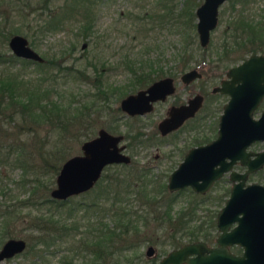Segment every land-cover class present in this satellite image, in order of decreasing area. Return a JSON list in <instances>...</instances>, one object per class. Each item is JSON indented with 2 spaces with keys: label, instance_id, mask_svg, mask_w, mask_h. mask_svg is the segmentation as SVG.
Returning a JSON list of instances; mask_svg holds the SVG:
<instances>
[{
  "label": "rangeland",
  "instance_id": "374dc122",
  "mask_svg": "<svg viewBox=\"0 0 264 264\" xmlns=\"http://www.w3.org/2000/svg\"><path fill=\"white\" fill-rule=\"evenodd\" d=\"M155 1L157 0H100L94 32L86 39L79 34L76 27H66L44 34L38 32L36 27H32L30 36L25 32H18L26 36L29 44L44 59H56L54 63L45 66L29 63L22 70V75L24 78H29L32 83L41 81L42 87L48 86L51 96L59 98L67 109L65 113L72 121L68 128L62 130L51 129L50 125L43 124L35 126L34 132H28L23 125L21 129L15 127V133L3 134L4 131L1 132L0 128V140L13 143L20 156L28 161L26 166H22L25 165L24 163L21 165L15 162L0 163V203L2 207L6 206L13 211L11 217L8 218L7 228L10 236L1 235V225L5 227L6 223L1 221L0 217V235L2 236H0V247L8 237H22L27 244L31 245L27 247L26 244L23 252L1 260L0 264H71V262H80L83 257L82 253L78 252L69 242L58 241L48 247L43 243L34 245L32 240L37 232L32 231L28 224L32 215L50 213L56 209L55 216L61 215L60 217L63 218L68 208L75 202L93 199L97 194L96 186L86 192L70 196L64 204L59 205V208L51 202L19 206L20 200L38 201L43 197L41 192L43 189L39 183L37 182L38 189H36L34 188L35 183L28 182L29 178L36 177L35 172L38 173L39 178L51 181V188L55 186L57 173L53 175L47 172L48 170L38 168L35 170L36 166L42 164L44 158L48 157V152L62 147L66 151V157L81 153L80 145L87 138L83 134L77 136L76 133L87 131L92 137L96 135L100 127H104L113 133L128 131L130 134L140 130L143 133L142 139L152 137L148 141L143 140V143L136 142L128 147L126 152L131 156L132 164L137 165L141 171H146V176L151 179L153 186L160 178L166 179L167 174L175 166L180 157L177 148L181 146L183 149L187 146L186 144L193 143L196 137L208 134L209 138H212L213 132L209 131V127L216 122L221 113V106L227 98L225 95L210 91L212 86L219 84L220 79L225 77V70L217 67L222 52V38L228 34L224 27L236 19L238 12L242 9H244V15L255 17L254 19L258 20L264 0H246V4L243 0H226L221 4L218 24L211 31L207 46L200 45L195 29V41L189 48L193 51L192 53H190L191 50L187 52V56L193 60H190L189 66L185 69L197 67L202 72V77L185 85L180 81V74L177 73L175 78L180 82H178L174 96H170L164 103L157 104L155 111L151 112L147 119L146 117L137 119L116 110L120 99L137 89L130 84L132 75L129 67H137L142 63L148 69L147 64L151 63L153 68L158 66L166 70L180 68H173L178 65V60L174 58V45H178L179 35L169 27L162 29L149 27L150 21H141L136 18L148 8L155 7L154 5L157 4ZM18 23L19 21H16L15 24ZM154 23L150 22L151 25ZM0 50L11 52L8 40L0 43ZM16 68L19 70V63L13 66V69ZM163 75L165 74L156 75L155 79ZM196 92L204 94L203 105L196 116L178 131L163 139L159 138L156 135L158 131L156 125L165 114V108L167 109L168 105L174 102L186 101ZM80 109L81 112L83 110L82 114H79ZM90 119V124H86V121ZM25 124L28 125V122ZM127 140H129L128 136L124 142L127 143ZM3 151L6 149L4 148ZM155 154H158V157L155 158ZM171 157V161L175 159L173 163L169 159ZM25 168H27L26 171ZM135 168L136 166H133V169ZM113 169L114 167L108 166L103 173H108ZM258 177L253 176L250 179L256 180ZM219 188L220 185L212 192L215 194ZM47 194L50 196L49 191ZM189 195L188 191L181 193L176 199L173 210L178 209ZM133 197L131 195L130 198ZM130 205L133 219H138L141 223L143 216H146L145 221H148L147 224L141 225V234L148 238L141 241V244L134 250L138 254L133 259L138 264H156L172 248L170 243L162 244L166 238L165 235L171 232V228L163 229L158 226L153 218L156 207L151 210L148 204L139 206L138 202L132 199ZM220 205L221 203L214 202L207 204L214 209L219 208ZM205 207V205L200 206L197 214L205 215ZM148 245L155 247V253L151 256L145 254Z\"/></svg>",
  "mask_w": 264,
  "mask_h": 264
},
{
  "label": "trees",
  "instance_id": "16d2710c",
  "mask_svg": "<svg viewBox=\"0 0 264 264\" xmlns=\"http://www.w3.org/2000/svg\"><path fill=\"white\" fill-rule=\"evenodd\" d=\"M99 1L0 0V43H5L12 34L18 32H25L30 36L32 27H36L37 31L42 34L66 27H76L79 34L86 39L94 32ZM200 2L201 0H157L155 7H150L136 16L141 21L155 22L153 25L149 22V27L154 26L159 29L169 27L179 35L178 45H174V58L178 60V65H175L174 69L188 67L192 59L187 56V52L191 50L189 48L195 41V8ZM259 15L260 17L255 22L250 21L249 18L237 16L236 19L226 24L224 28L228 34L222 38V52L219 56L221 69L224 70L230 62L236 61L241 55L249 51L257 52L260 47L264 46L262 42H259V39H264V3ZM16 21L19 23L15 24ZM192 51L193 49L190 53ZM54 59L37 62L18 57L9 50H0V128L1 132L4 131L3 134L15 133V127L21 129L23 125L28 132H34L35 126L43 124H48L51 129L56 128L55 130L68 128L72 120L70 121L65 113L67 109L59 98H53L50 88L42 87L41 81L32 83L29 78H24L22 75L25 65L35 63L45 66L54 63L56 60ZM17 63H19V70L18 68L13 69ZM147 67L148 69L142 63L137 67L130 66L132 75L130 84L136 88L141 87L166 70L161 66L153 68L151 63H148ZM82 113L83 110L81 112L80 109L79 114ZM90 121L91 119L87 120L86 124H90ZM26 122L28 125L25 124ZM79 133L75 135L83 134L86 138L90 137L87 131ZM4 148L6 151H3ZM47 156L42 164L36 166L35 170L44 169L55 175L58 173L61 160L67 158L66 151L58 147L48 152ZM1 162L28 165V161L20 156L13 143L3 139L0 140ZM110 166L114 169L103 173L96 182V187H94L97 189V194L93 199L75 202L68 208L63 218L60 217L61 215L55 216L57 209L50 213H39L30 217L28 226L32 231L37 232L32 240L34 245L43 243L48 247L58 241L69 242L83 256L80 262H71V264H138L133 259L138 254L134 250L141 244V241L148 238L141 234V225L147 224L148 221H145L146 216H143L141 223L138 219L131 217V199L137 201L139 206L148 204L151 210L156 207L153 218L158 226L163 229L171 228V232L165 235L163 245L170 243L172 247H177L187 241L199 239L211 241L213 239L211 231L216 227L215 219L202 218L197 215V205L187 203L172 211L174 198L169 197L163 200L159 197L161 191L166 192L163 181L158 180L153 186L151 179L146 176V171H141L138 167L133 169V166L129 164ZM35 174L36 177L29 178L28 182L35 183L34 188L36 189H38V182L43 189L41 191L43 197L38 201L20 200L19 206L51 202L59 208V205L66 202L67 199L51 198L47 194L51 189V181L39 178L37 172ZM131 195L134 197L130 198ZM11 212L13 211L6 206H1V221L6 223L5 227L1 225L3 237L4 235L10 236L7 227ZM83 226L84 229H82ZM28 246L31 245L27 244ZM231 249L235 252L241 250L238 246H233ZM131 251L134 252L130 254Z\"/></svg>",
  "mask_w": 264,
  "mask_h": 264
},
{
  "label": "water",
  "instance_id": "95a60500",
  "mask_svg": "<svg viewBox=\"0 0 264 264\" xmlns=\"http://www.w3.org/2000/svg\"><path fill=\"white\" fill-rule=\"evenodd\" d=\"M225 0H202L195 8L196 32L199 43L205 47L210 33L218 24V8ZM8 46L18 57L43 62L22 34H12ZM229 79H223L214 91H228L231 95L220 115L218 136L211 142L192 147L183 161L169 175L170 191L190 185L204 192L228 171L236 159L248 165L245 173L231 171V194L217 215L219 233L215 244L205 240L187 241L171 248L156 264H264V185L251 183L244 187L245 175L264 163V150L249 158L245 147L255 138L264 139V113L260 119L251 116L256 103L264 95V55L252 54L227 71ZM200 76L196 68L182 74L185 82ZM174 91L171 77L153 81L146 88L129 93L120 100V108L128 114H141L152 107V101L164 99ZM202 96L197 94L187 103L171 106L168 116L158 126L162 134L178 127L186 118L194 115L201 105ZM121 134L99 128L96 135L82 141L81 153L68 156L60 165L55 186L49 191L51 198L64 200L72 195L91 189L108 164L128 163L130 157L120 144ZM229 159V160H228ZM236 179H240L236 182ZM27 241L22 237H9L0 247V261L23 252ZM238 245L241 253L231 246ZM147 256L155 253L148 245Z\"/></svg>",
  "mask_w": 264,
  "mask_h": 264
},
{
  "label": "flooded vegetation",
  "instance_id": "af4514ba",
  "mask_svg": "<svg viewBox=\"0 0 264 264\" xmlns=\"http://www.w3.org/2000/svg\"><path fill=\"white\" fill-rule=\"evenodd\" d=\"M226 1V0H225ZM224 1V2H225ZM249 1V0H248ZM223 2V3H224ZM243 2H245V4H246V0H243ZM223 3H221V4H223ZM220 4V5H221ZM220 5H219V7H220ZM247 11V10H246ZM218 12H219V8H218ZM241 12H243V13H241ZM238 16H242V17H244V18H249V20L250 21H253V22H255L256 20L254 19L255 17H252V16H250V17H248V16H246V15H244V9H242V10H240L239 12H238ZM259 42H262L263 44H264V39H259ZM252 54H263L264 55V46L263 47H260V49H258V51L257 52H247V53H245L244 55H241L240 57H239V59H237L236 61H234V62H230L229 63V65L224 69L225 70V77H223V78H221L220 79V81H219V84H217V85H214V86H212V88H211V92L212 93H219V94H222V95H225L227 98H226V100L224 101V103L222 104V106H221V113L219 114V116H218V118L216 119V122L214 123V125L211 127H209V131L210 132H213V136H212V138H209V136H208V134L206 135V136H200V137H196V138H194V140H193V143H191V144H186L187 146H185L183 149L181 148V146L179 147V148H177V151H178V153L180 152V157L178 158V160L176 161V163H175V166L172 168V170H171V172L176 168V167H178L179 166V164L183 161V159L185 158V156H186V154L188 153V151L192 148V147H195V146H199V145H204V144H207V143H209V142H211V141H213L217 136H218V128H219V120H220V115L222 114V112L224 111V107H225V105H227L228 103H229V100H230V98H231V95H230V93L228 92V91H225V92H221V91H214V88L216 87V86H219L220 85V82H221V80H223V79H229L230 77L227 75V71L229 70V68L230 67H232V66H234V65H236V64H238V63H240V62H242L243 60H245L246 58H248L250 55H252ZM240 60V61H239ZM239 61V62H238ZM220 64V63H219ZM219 64H217V67H220V65ZM193 68H196L197 70H198V72H200V76H197V77H194V78H192L190 81H188V82H185L183 79H182V74L184 73V72H186V71H188V70H190V69H193ZM180 74L179 75V79H180V81L183 83V84H189V83H191L192 81H194V80H196V79H199V78H201L202 77V72L197 68V67H191V68H188V69H178V70H164L163 72H161V73H159V75H161V74H165V75H163V76H161V77H159V78H157V79H160V78H163V77H171L172 78V82H173V86H174V91L172 92V93H170V94H167L166 95V97L164 98V99H157V100H155V101H152L151 103H152V107H151V109L150 110H147V111H145L144 113H141V114H133V115H131V114H128L127 112H125L124 110H122L121 108H120V105L116 108V110H117V112L119 111V112H122L124 115H126V116H129V117H132V118H137V119H141V117H146V119L149 117V115H150V113L151 112H154L155 111V108H156V105L157 104H159V103H164V102H166V100H168L169 98H170V96H174V94H175V92H176V89H177V85H178V82H180L179 80L177 81V79L175 78L176 76V74ZM158 75V76H159ZM157 79H152V80H149L145 85H143V86H141V87H138L137 89H136V91L138 90V89H141V88H146L149 84H151L153 81H155V80H157ZM135 92V91H134ZM130 93H132V92H130ZM129 94V93H128ZM197 94H199V95H201L202 96V100H201V105L199 106V108L195 111V113H194V115H192V116H190V117H188V118H186L178 127H176V128H174V129H172L171 131H169V132H167V133H165V134H162L161 133V131H160V129H159V126H158V124H159V122L162 120V119H164L165 117H167L168 116V112H169V108L171 107V106H178V105H181V104H184V103H187L188 102V100L190 99V98H192V97H194L195 95H197ZM127 95V94H126ZM125 95V96H126ZM124 97V96H123ZM122 97V98H123ZM121 98V99H122ZM120 99V100H121ZM203 101H204V94H202V93H200V92H196V93H194L192 96H190L189 98H187V100L186 101H184V102H180V103H172V104H170V105H168V107H167V109L165 108V114L162 116V118L157 122V132H156V135H158L159 136V138H161V139H163V138H165V136H167V135H169V134H171V133H173V132H176V131H178L179 129H181L187 122H189L190 120H192L195 116H196V114H197V112L201 109V107H202V105H203ZM119 104H120V102H119ZM264 113V95H262V97L259 99V101L256 103V106L253 108V110H252V113H251V116H252V118L253 119H260L261 118V116H262V114ZM116 117V116H115ZM145 119V120H146ZM144 120V121H145ZM118 126H116V128H117ZM100 128H104V127H100ZM106 129V128H105ZM108 130V129H107ZM110 130V129H109ZM108 130V131H109ZM110 132H112V131H110ZM113 133V132H112ZM114 134H121L122 135V140H121V142H120V144H124L125 145V149H124V152L125 153H127L126 152V150H127V148L128 147H130V146H133L136 142H141V143H143V140H150V139H152V137H148L147 139H142V136H143V133H142V131H140V130H138L137 132H135V133H128V131H125V132H119V133H114ZM127 136H128V138H129V140H127V143H125L124 142V139L125 138H127ZM200 140L202 141V142H200ZM195 141V142H194ZM184 145H182V147H183ZM264 150V139H262V138H255V139H253L246 147H245V152H249V158H255L256 157V153H258V152H261V151H263ZM128 154V153H127ZM129 155V154H128ZM129 157H130V161L128 162V163H113V164H129V165H132V166H136V167H138L137 165H134V164H132L133 162H132V159H131V156L129 155ZM154 157L156 158V157H158V154H155L154 155ZM170 159V161H171V159H172V157L171 158H169ZM229 160V159H228ZM175 161V159H173L171 162L173 163ZM113 164H108V165H106L105 167H104V169L107 167V166H110V165H113ZM239 168H241V169H239ZM104 169H103V171H104ZM248 170V165L247 164H245V163H242L241 161H240V159L238 158V159H236L234 162H233V164L231 165V167H230V169L228 170V171H225V172H223V174L219 177V178H217V179H215L213 182H212V184L208 187V189L206 190V191H204V192H200V191H196V190H194L193 189V187L192 186H190V185H186V186H184V187H182V188H179V189H176V190H173V191H170L169 189H168V187H167V182H168V177H169V175H170V173L169 174H167V178L166 179H164V178H160L159 179V181H163L164 183H165V186H166V192H164V191H161L160 193H159V197L160 198H162L163 200H165V199H167V198H169V197H173L174 198V205H175V203H176V199L178 198V196L181 194V193H183V192H186V191H188L189 192V196L187 197V199H186V201H184L182 204H184V205H186L187 203H190L191 205H197V209H196V213H197V210L199 209V207L200 206H206L205 208H204V212H205V215H199L200 217H202V218H209V217H211L212 219H215V222L217 221V215H218V212L220 211V209H221V207L222 206H224V204L226 203V201L228 200V198L230 197V194H231V189H232V186H233V179L231 178V171H235V172H237V173H245L246 171ZM102 174H103V172H102ZM102 176V175H101ZM253 176H259L258 177V179H256V180H252V179H250V177H253ZM236 182H239L240 181V179H236L235 180ZM251 183H258V184H261V185H264V163L260 166V167H258L257 169H253V170H250V171H248L247 172V174L245 175V179H244V187H246V185H248V184H251ZM96 184V183H95ZM220 185V188L218 189V191L217 192H215V194L212 192L213 191V189L214 188H216L217 186H219ZM95 186V185H94ZM93 186V187H94ZM92 187V188H93ZM90 190V189H89ZM88 191V190H87ZM86 192V191H85ZM83 193V192H82ZM162 202H164V201H162ZM211 202H214V203H216V204H218V203H221V205H220V207L219 208H212V207H210V206H207V204L208 203H211ZM155 204V203H154ZM181 204V205H182ZM0 210H1V203H0ZM172 211H174L173 209H172ZM198 215V214H197ZM214 232H217L216 234L214 233ZM218 233H219V230H218V227H217V224H216V227H215V229H213L212 231H211V234H213V239L211 240V241H206L208 244H210V245H214L215 244V238L217 237V235H218ZM199 240H203V239H199ZM233 246H238V245H233ZM233 246H231V248L233 247ZM238 247H240V246H238ZM155 248V247H154ZM172 248H174V247H172ZM240 252H235V253H241L242 252V248L240 247ZM232 250V249H231ZM146 254V253H145ZM166 254V253H165Z\"/></svg>",
  "mask_w": 264,
  "mask_h": 264
}]
</instances>
